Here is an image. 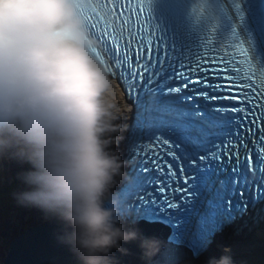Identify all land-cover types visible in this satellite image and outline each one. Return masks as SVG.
<instances>
[{
    "label": "bare ground",
    "instance_id": "obj_1",
    "mask_svg": "<svg viewBox=\"0 0 264 264\" xmlns=\"http://www.w3.org/2000/svg\"><path fill=\"white\" fill-rule=\"evenodd\" d=\"M18 4L25 7L20 1ZM38 18L41 19L43 23L53 21V18L46 13L39 14ZM53 54V61L46 64L45 68L37 73L42 81L48 82L53 86L65 83L63 85H65L66 88H70L74 95L75 89L82 91L90 89L96 95L97 104H95L98 108L110 109L109 104H114L116 106L117 115L120 116L122 114L121 109H119V111L117 110L118 104L124 100L122 87L118 85L117 82H114V80H110L98 74L95 66L85 60L81 50L71 46L69 43H65L57 46ZM88 72H90V78L88 77ZM72 75H77L76 79L70 82L67 81L66 78ZM29 78L30 80L33 79L31 76H29ZM67 97L68 95L66 94L60 100L62 105H58L59 109H70L73 102H75V100H71V97H68L70 98L68 102L66 100ZM64 100H66V102ZM124 107H128V105ZM55 111H57V108H55ZM69 114L71 115L73 113L69 112ZM114 118H116V115ZM53 128L57 129L55 126H53ZM113 134V138L106 141L105 147H103L100 152H93L92 154L97 152L95 154L96 156L91 158L88 164H85L86 166L79 170L81 173H85L83 176L86 178L80 180L81 188L77 191L78 194L73 196V201L75 205H79L85 210L94 209V202L98 194H103L105 190L110 189L111 186L119 180V175H123L121 172L123 167V148L122 143L119 142L122 135L116 130ZM122 138H124V136ZM85 151L87 150L76 149L75 152L81 153L86 157L89 153H85ZM12 170H21L24 176L26 175L25 171L20 168L6 169L8 172ZM4 178L2 181L7 182ZM137 181H140V177L137 178ZM93 218L98 221L99 226L100 218L98 216H94ZM120 230L121 229L111 234L105 232V234L115 239L118 235L121 236L122 232ZM145 241L149 243V245L152 243L150 239H145ZM261 249H264V222L258 224L252 230L243 231V233L240 232L238 237H222L218 239L217 242L212 244L209 250L197 260H180L175 264H244L248 262L250 256L255 255Z\"/></svg>",
    "mask_w": 264,
    "mask_h": 264
},
{
    "label": "water",
    "instance_id": "obj_2",
    "mask_svg": "<svg viewBox=\"0 0 264 264\" xmlns=\"http://www.w3.org/2000/svg\"><path fill=\"white\" fill-rule=\"evenodd\" d=\"M100 214L98 206L88 212L73 204L59 219L26 227L9 239L2 264H130L135 258L137 264L138 260L158 264V258L165 257L157 246L153 248L149 243L132 245L136 239L131 236L112 241L102 227H97L98 221L93 217ZM140 229L143 226L128 232ZM165 241L174 243L171 239ZM168 247L161 245L167 256ZM154 249L158 258L148 255ZM146 252L152 263L147 261Z\"/></svg>",
    "mask_w": 264,
    "mask_h": 264
},
{
    "label": "rangeland",
    "instance_id": "obj_3",
    "mask_svg": "<svg viewBox=\"0 0 264 264\" xmlns=\"http://www.w3.org/2000/svg\"><path fill=\"white\" fill-rule=\"evenodd\" d=\"M87 74L90 75V72H88ZM85 91H87V90H83L82 92L80 91L79 93L83 94V93H85ZM79 93L77 94V97L80 96L86 102H90V103H92V101H94L92 106L97 108V109H102V108L97 107L96 95L92 91H91V93L84 94V95H80ZM71 100H75V98L72 97ZM79 101L81 102V100H79ZM110 105L111 104H109V106ZM99 112H102V111L99 110L98 113ZM107 114L108 113H106L105 118L108 116ZM95 117L98 118V114H95ZM99 118L102 119V118H104V116L101 115V116H99ZM107 119H108V117H107ZM97 130H98V128H96V131ZM96 153H94V155ZM88 160H89V158L79 160V163H75L73 165V169L67 170V172L62 175L61 181L58 182L57 184H54V183H48V184L37 183V184H34V186H32V189H31V193H30L31 196L26 197L25 199L20 201V203H22V205L24 207L23 213H20V217H23V219L25 221L23 224L27 225L31 222L30 218H28V217L30 216L29 214H32V212L35 214H39L40 216H43L47 213H51L53 216H56V215H59L62 210H64L68 206H70V204L73 201V196L75 194H78L77 191L81 188V181L80 180H83L86 178L85 176H83L85 173H81L78 170L81 167H84V165L87 164L91 159L89 161ZM28 162L29 161H27V163ZM17 163L19 164V162H17ZM41 163H43V162H40L39 164H41ZM78 174H79V176H78ZM11 176H12V174L10 173L9 177H11ZM39 187H41V189H44V191H45L44 195H41L38 193ZM0 201H2V198ZM5 202H7V200H5ZM5 210L7 212L2 213L4 215L2 218H0V225L5 226L9 222L10 224H9V226H7V228H8V230L11 231V229L13 228V222H15L14 224H16V221H17V212L14 211V209L12 207H10V209H9V207H6ZM26 213H29V214L25 215ZM39 219H41V218H38V220ZM3 228H5V227H3ZM6 232H8V231H6ZM10 238H11L10 235H9V237L0 236V246H1L0 247V256H1V258L6 252V249L8 246L7 243H8V240ZM243 246H247V245H243ZM234 264H237V263H234ZM244 264H264V249H261L255 255L250 256L248 259V262H246Z\"/></svg>",
    "mask_w": 264,
    "mask_h": 264
},
{
    "label": "clouds",
    "instance_id": "obj_4",
    "mask_svg": "<svg viewBox=\"0 0 264 264\" xmlns=\"http://www.w3.org/2000/svg\"><path fill=\"white\" fill-rule=\"evenodd\" d=\"M138 226H148L147 224H140V225H138ZM211 246V245H210ZM1 247V246H0ZM8 247V246H7ZM7 250V249H6ZM190 254V253H189ZM5 255V254H4ZM4 255L2 256V258H1V256H0V264H2V259H3V257H4ZM204 255V254H203ZM200 258V257H199ZM198 258V259H199ZM194 260H197V259H194Z\"/></svg>",
    "mask_w": 264,
    "mask_h": 264
},
{
    "label": "trees",
    "instance_id": "obj_5",
    "mask_svg": "<svg viewBox=\"0 0 264 264\" xmlns=\"http://www.w3.org/2000/svg\"><path fill=\"white\" fill-rule=\"evenodd\" d=\"M10 190H12V189H9V191H10ZM3 227H4V225H1V226H0L1 230L3 229Z\"/></svg>",
    "mask_w": 264,
    "mask_h": 264
}]
</instances>
